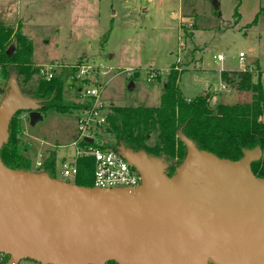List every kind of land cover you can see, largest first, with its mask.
I'll list each match as a JSON object with an SVG mask.
<instances>
[{
  "label": "water",
  "instance_id": "obj_1",
  "mask_svg": "<svg viewBox=\"0 0 264 264\" xmlns=\"http://www.w3.org/2000/svg\"><path fill=\"white\" fill-rule=\"evenodd\" d=\"M6 90L0 147L14 114L27 112L31 124L42 118L41 101L20 92L15 74ZM178 137L186 154L171 176L158 157L116 148L141 175L132 190L76 185L0 161L7 264L24 257L52 264H264V178L250 168L261 149H244L231 161L199 150L180 131Z\"/></svg>",
  "mask_w": 264,
  "mask_h": 264
},
{
  "label": "rangeland",
  "instance_id": "obj_2",
  "mask_svg": "<svg viewBox=\"0 0 264 264\" xmlns=\"http://www.w3.org/2000/svg\"><path fill=\"white\" fill-rule=\"evenodd\" d=\"M0 24L12 29L6 50L18 48L16 31L33 45L30 62L36 71L25 82L28 89L41 78L37 69L42 65L56 64V73L78 64L93 67L86 82L68 77L62 93L67 100H84L82 91L96 87L108 109L156 106L169 67L192 49L189 67L178 79L185 98L204 94L212 108L249 102L251 91L238 90L220 77L221 70L243 66L259 74L264 89V0H0ZM77 115L50 108L34 124L23 119L21 141L27 146L29 172L41 173L35 162L54 152L53 178L73 183V176L61 173V163L75 156ZM95 137L99 146L110 138L103 130ZM159 159L178 167L177 157Z\"/></svg>",
  "mask_w": 264,
  "mask_h": 264
},
{
  "label": "trees",
  "instance_id": "obj_3",
  "mask_svg": "<svg viewBox=\"0 0 264 264\" xmlns=\"http://www.w3.org/2000/svg\"><path fill=\"white\" fill-rule=\"evenodd\" d=\"M11 33V28L0 24L2 75L7 80L11 74H15L20 92L41 101L39 107L41 114L50 108L61 114H79L89 106L90 102L86 97L81 101L62 97L68 77H75V65L62 69L63 71L54 74L50 79L40 78L36 86L26 88L25 82L36 71L30 62L33 45L23 33L16 31L18 48L15 51L6 50L5 45ZM192 52L193 49L187 51L183 61L169 67L158 105L109 106L106 123L98 129L100 132L103 130L110 138L106 139L107 143H104L105 139L101 140V146L113 149L123 146L158 158L162 155L177 157L179 159L177 166L186 154V147L178 137L179 131L192 140L199 150L231 161L240 159L244 149L258 146L262 156L253 161L250 168L255 176L264 178V89L259 74L248 66H243L239 71L221 70L222 81L234 84L238 90L251 91V100L233 104L218 103L212 108L207 96L185 98L180 91L179 75L188 69ZM136 76L137 73L131 77ZM81 81L86 82V79ZM79 90L80 86H77V95ZM22 131V118L17 112L9 122L8 138L0 147V161L9 169L29 171L30 158L25 154L26 144L21 141ZM79 144L85 145L87 142L82 141ZM76 166L77 173L73 183L90 186L93 160L80 156L76 158ZM54 167L55 153L51 152L42 161L40 168L42 172L54 177ZM174 170L173 164H167L164 173L171 176ZM105 264L117 263L109 260Z\"/></svg>",
  "mask_w": 264,
  "mask_h": 264
},
{
  "label": "built area",
  "instance_id": "obj_4",
  "mask_svg": "<svg viewBox=\"0 0 264 264\" xmlns=\"http://www.w3.org/2000/svg\"><path fill=\"white\" fill-rule=\"evenodd\" d=\"M238 57L240 61L243 60V54L241 52H239ZM216 59L221 60L222 56L217 54ZM56 66V64L42 65L38 69V74L43 79H50L56 73L54 69ZM75 69L76 73L74 78L77 80L86 79L93 71V67L88 64L75 65ZM149 76L154 78L155 74L151 72ZM6 86L7 82L2 75L0 66V104L6 95ZM2 94L5 95L1 98ZM82 94L90 100V104L77 115L78 135L73 139L75 156L72 160L61 163V173L65 177H74L77 173L76 158L86 156L93 160L92 182L89 187L102 190H132L139 188L141 186L142 178L135 167L116 149L101 147L97 145V141H95V136L99 132L98 127L106 123V115L109 111L108 106L100 99L99 90L96 87H91L87 88L84 92L82 91ZM20 117L22 119H26V117L28 118L27 113L24 111H22ZM85 137L92 138L93 142H87L85 145H80V142L85 141ZM35 163L36 166L40 167L42 161L38 160ZM9 258V254L0 251V264H7ZM14 264L52 263H41L38 260L24 257L18 259Z\"/></svg>",
  "mask_w": 264,
  "mask_h": 264
},
{
  "label": "crops",
  "instance_id": "obj_5",
  "mask_svg": "<svg viewBox=\"0 0 264 264\" xmlns=\"http://www.w3.org/2000/svg\"><path fill=\"white\" fill-rule=\"evenodd\" d=\"M22 121H23V119H22Z\"/></svg>",
  "mask_w": 264,
  "mask_h": 264
}]
</instances>
